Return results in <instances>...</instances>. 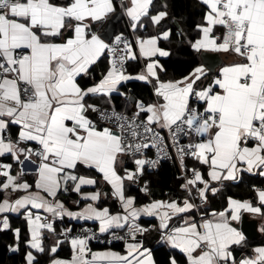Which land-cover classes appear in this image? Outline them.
Listing matches in <instances>:
<instances>
[{
	"label": "snow or ice",
	"instance_id": "6c2138e0",
	"mask_svg": "<svg viewBox=\"0 0 264 264\" xmlns=\"http://www.w3.org/2000/svg\"><path fill=\"white\" fill-rule=\"evenodd\" d=\"M198 3L190 49L229 59L176 77L159 59L171 56L160 44L173 36L166 0H0V231L11 228L18 252L9 217L24 219L26 264H40L37 254L47 264H158L145 239L153 231L167 264H264V245L249 246L236 226L244 213L264 218V0ZM123 21L127 31H110ZM162 160L178 167L182 195L152 197L143 178ZM245 174L262 178L254 197L212 209L210 196ZM71 193L77 210L61 198ZM65 217L95 228L57 232ZM93 240L122 251H93ZM63 244L70 258L58 256Z\"/></svg>",
	"mask_w": 264,
	"mask_h": 264
},
{
	"label": "trees",
	"instance_id": "16d2710c",
	"mask_svg": "<svg viewBox=\"0 0 264 264\" xmlns=\"http://www.w3.org/2000/svg\"><path fill=\"white\" fill-rule=\"evenodd\" d=\"M169 5V21L168 27L172 29L173 36L171 37L172 43L161 44V47L171 50V56L161 60V63L165 65L170 76L179 77L181 74L186 73L191 67L199 63L198 55L193 53L190 49L187 41L188 39H195L197 37V31L195 25L202 19L203 9L199 5L198 0H166ZM172 17H176L179 23H172ZM126 21L120 22L117 25V32L127 31L125 28ZM178 28L184 30L185 36L181 38L176 35ZM130 87L135 93L143 92L147 95V89L142 88L137 82H130ZM126 90V89H125ZM117 106L119 107V98H117ZM192 165V163L190 164ZM179 169L174 162L168 161L160 163L157 171L146 172L144 180L149 181V187L153 198H168V195L181 194L179 190L180 180ZM261 179L259 177L249 176L245 174L244 181L240 184L233 185L232 183H226L230 186L225 188L223 192L219 193L216 197H211V208L219 209L222 205L226 204V197L232 196L238 199H250L254 197V192L251 189V184L255 183L260 185ZM137 200H147L149 198L144 194H141L137 189L133 190ZM182 195V194H181ZM148 220H142L141 223L148 224ZM79 225V224H74ZM11 227H19L21 229V242L20 250L17 253L9 254L8 246L14 243V234L12 230L0 232V264H24V253L26 246L24 241L27 239V226L25 222L21 221L19 217H11ZM145 234V239L148 238V244L154 249V256L158 261V264H167L169 250L163 246H155L158 239V235L153 231L150 234ZM113 246V248H116ZM96 249L97 247H92ZM63 255L58 252V256ZM178 260H182V254L177 253ZM47 263V260H46Z\"/></svg>",
	"mask_w": 264,
	"mask_h": 264
},
{
	"label": "crops",
	"instance_id": "0c3cea01",
	"mask_svg": "<svg viewBox=\"0 0 264 264\" xmlns=\"http://www.w3.org/2000/svg\"><path fill=\"white\" fill-rule=\"evenodd\" d=\"M155 2H156L157 4H160V3L164 2V0H155ZM168 19H169V17H168ZM168 19H167V20H168ZM167 20L164 21V22H162V23H165V24L167 25V27H168L169 21H167ZM200 22H201V21H200ZM117 25H118V24H117ZM116 27H117V26H116ZM116 31H117V29H116ZM149 31L152 32L153 29H151V27H150V28H149ZM160 43L167 44L168 42H167V41H163V40H161ZM207 53H211V52H207ZM218 54L220 55V57L222 58V61H224V62H227V59H229V58L226 56V54H223V53H218ZM207 56H209V55H207ZM159 59H160V61H161L162 59H165V58L161 57V58H159ZM198 60H199V57H198ZM199 63H200V60H199ZM129 71H130V72H135V71H137V68L130 66V67H129ZM161 75H162V77L164 76L163 73H162ZM167 75L170 76L169 74H167ZM29 167H31V166H29ZM225 183H232V182H225ZM102 188H103V190L107 191V187H106V186H102ZM84 190H92V189H91L89 186H85V189H84ZM133 190H135V188L132 189V191L130 192V194L136 197V195H135V193L133 192ZM61 198L64 199L65 202L68 203V204L72 207L73 210H77V206L71 204V199H78V197L76 196L75 193H71V198H70L68 195H65V196H63V197H61ZM146 199H147V200H141V199H140V200H137V203H143V202H147V201L149 200V198H146ZM157 199H167V198H157ZM104 205H105V206L112 205V210H113V211H115V210L117 209V206H116V205L114 204V202L111 201V200H105V201H104ZM81 206H82V205H81ZM244 214H246V215L249 217V219H253V220H257V221H258V226H257V228H256L257 235H258V239H257V240H252V241L247 239L249 246L264 245V233H262V232L260 231L261 225L264 224V218H261V217H258V216H252V215L249 214V213H244ZM11 217H17V216H15L14 214H10V217H9V218H10V223H11ZM19 218L21 219V221L25 222L24 219H23L22 217H19ZM150 219H153V218H146V217H145V218H141V221H142V220H150ZM173 222H174V223H178V221H177L175 218H174ZM89 223H92V222L69 221L68 218L65 217L63 221L57 220V221L55 222V227H56V229H57V232H59L60 226H61L62 224H64V225H74V224H89ZM25 224H26V222H25ZM234 224H235V222H234ZM26 226H27V225H26ZM10 229H11V228H10ZM10 229H8V230H10ZM8 230H3V231H8ZM0 232H2V231H0ZM155 233H156V232H155ZM13 234H14V233H13ZM156 234H157V233H156ZM157 235H158V234H157ZM45 236H46V240H45L46 245H51V244L54 242L53 238H51L50 234H48L47 232H45ZM147 237H148V236H147V234H146V238H147ZM148 239H149V238H148ZM148 239L146 240V244H147L148 246H150V245L148 244ZM15 243H16V239H15V236H14V243H13L12 245H14ZM25 246H26V244H25ZM109 248H110L111 250H114V251H122V244L117 245L116 248H113V247L99 248V247H97L96 249H93V248H92V250H93V251H104V250H107V249H109ZM26 250H27V246H26ZM25 252H26V251H25ZM58 252H61V253L63 254V255H60V256H59L60 258H70V247H69L67 244H63V245L61 246V248L58 249ZM12 253H17V252H10V251H9V254H12ZM24 256H25V253H24ZM37 256H38V259H39V261H40V264H47V263H46V260H47V256H46V255H40V254H37ZM24 264H26L25 259H24Z\"/></svg>",
	"mask_w": 264,
	"mask_h": 264
},
{
	"label": "water",
	"instance_id": "95a60500",
	"mask_svg": "<svg viewBox=\"0 0 264 264\" xmlns=\"http://www.w3.org/2000/svg\"><path fill=\"white\" fill-rule=\"evenodd\" d=\"M120 23V22H119ZM116 23L114 26V29L110 28V31L117 29V24ZM209 55V56H207ZM199 60L200 62L202 60H205L207 63H218L220 61H222V58L220 57V55L218 53H204L203 57L199 56ZM237 227H239L241 230L244 231L246 238L248 240H257L258 239V235H257V231L256 228L258 226V221L257 220H253V219H249V217L246 214H243L242 219L240 224L236 225Z\"/></svg>",
	"mask_w": 264,
	"mask_h": 264
},
{
	"label": "built area",
	"instance_id": "2783aa9c",
	"mask_svg": "<svg viewBox=\"0 0 264 264\" xmlns=\"http://www.w3.org/2000/svg\"><path fill=\"white\" fill-rule=\"evenodd\" d=\"M148 155H149V157H151V158H155V153H154V150L153 151H149L148 152ZM168 161H171V160H162L161 161V163H163V162H168ZM187 163L190 165L191 163H193V161L191 160V159H189L188 161H187ZM191 166V165H190ZM158 168H159V166H158ZM157 168V169H158ZM157 169H154V170H151V171H148V172H152V171H157ZM143 183V180L141 181V184ZM133 188H135V189H137L138 190V188H136L135 186L133 187ZM139 191V190H138ZM140 192V191H139ZM141 194H143L142 192H140ZM142 224H144V223H142ZM145 226H148V224H144ZM65 226H67V227H72L73 229H74V233L75 232H77V231H79L80 230V228H81V226H83V227H90V228H95V225L93 224V223H89V224H79V225H64V224H62L61 226H60V229L62 228V227H65ZM59 229V230H60ZM155 232V231H154ZM103 239V238H102ZM120 244H122V242H120V241H114L112 244H108L106 241L105 242H103V243H101V242H98V241H96V240H93L92 242H91V247H99V248H106V247H113V246H116V245H120ZM155 246H157V247H159L158 245H157V243H156V245Z\"/></svg>",
	"mask_w": 264,
	"mask_h": 264
}]
</instances>
